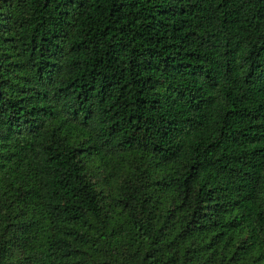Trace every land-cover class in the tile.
I'll return each mask as SVG.
<instances>
[{"label":"trees","instance_id":"trees-1","mask_svg":"<svg viewBox=\"0 0 264 264\" xmlns=\"http://www.w3.org/2000/svg\"><path fill=\"white\" fill-rule=\"evenodd\" d=\"M0 264H264V0H0Z\"/></svg>","mask_w":264,"mask_h":264}]
</instances>
